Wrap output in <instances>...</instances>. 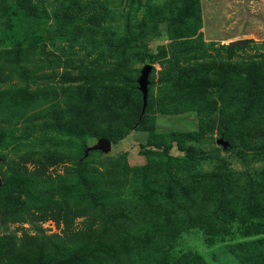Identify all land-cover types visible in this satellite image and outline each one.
<instances>
[{
	"label": "rangeland",
	"instance_id": "1",
	"mask_svg": "<svg viewBox=\"0 0 264 264\" xmlns=\"http://www.w3.org/2000/svg\"><path fill=\"white\" fill-rule=\"evenodd\" d=\"M0 90V264H264V0H0Z\"/></svg>",
	"mask_w": 264,
	"mask_h": 264
},
{
	"label": "trees",
	"instance_id": "2",
	"mask_svg": "<svg viewBox=\"0 0 264 264\" xmlns=\"http://www.w3.org/2000/svg\"><path fill=\"white\" fill-rule=\"evenodd\" d=\"M19 48L20 49H18V53H19L18 57H21L23 54H28V55L32 56L33 55V52L35 50L34 47H30L29 49H23L22 47H19ZM174 48L175 47H172V49H171L172 52H176L177 51V50L176 51L173 50ZM183 48L186 49V54H188V53H191V54H194V55L197 54L196 51L193 50V49H191V48H188V47H183ZM205 48H208V47H205ZM230 48L231 49H234L233 47H229V49ZM176 54H179V52L174 53L173 55H171L170 56V61L177 60ZM30 56H25L26 57V59H25V66L23 67V68H25V70L22 71L23 68L20 67L21 68V71H22V75L21 76H22V78H24V82H25V88H23V89L19 88V89H13L12 90L13 93H17L19 96L31 97L33 95V93L35 92L34 89L32 88V84L34 82L35 74H34L33 66L31 67V65H32V59L30 58ZM126 59L128 61H132L133 60L132 59V56H129ZM203 65L204 64H202V65L200 64V66H203ZM29 66H30V68H29ZM205 66L207 68V71H206V73L204 75H208V73H209V68L208 67L210 66L209 62L205 61ZM195 68H198V67H195ZM195 68H193V65L190 66L186 70V73L184 74V76L187 77V78H193L192 81H191V83H190L192 87H197V84H198V82H197L198 78L196 77L198 75V73L196 72V69ZM231 69L233 70L232 72L237 73V74L239 73V75H240L244 71L245 68H242V64L241 63H237V62H232L231 63L230 62L226 70H231ZM177 75H179V72L178 71H177V73L176 72L172 73L171 80H174ZM201 76H203V75H201ZM199 84H200L199 86H202L201 83H199ZM7 92H9V91L0 90V100L2 98H4V93H7ZM142 95H143V93H142ZM143 109H144V102H143ZM188 139L189 140H194L193 137L192 138L189 137ZM179 142H183V140H180ZM231 172H233V173H239L238 171H231ZM155 179H157V178H155ZM155 179H153V181ZM2 180H3L4 192H1V193L9 192V190H11V192H17L18 193L20 191H23L24 188H25V180L13 178V177L7 178L5 176V173L4 172H2ZM179 180H181V179L178 178L176 176V174H172L167 179H165V181H169V184L168 185H169L170 190H172L175 187H177V185H175V184L178 183ZM155 184L157 185V183L154 181L153 182V185H155ZM4 214L7 215V213H5V212H4ZM54 214H56V213H54ZM57 214H59V213H57ZM68 214L69 213H66L65 215H64V213L61 214L62 215V219H63L64 222H67V218L66 217L68 216ZM145 215H146V213H145ZM9 216H10V219L14 220L13 219L14 218V215H9ZM166 216H169V214H166ZM69 228L70 227L66 225V228H65L66 234H67L66 229H69ZM90 230H91V228H90ZM132 231L133 230H130V232H132ZM87 232H88L87 230L84 231V232L82 231V234L83 233L84 234H87ZM126 232H129V230L126 231ZM13 237L14 236L11 235V234H7L5 236V238L7 239V244H8L7 245V249H8L9 252L14 249V243L12 242L13 241L12 240Z\"/></svg>",
	"mask_w": 264,
	"mask_h": 264
},
{
	"label": "water",
	"instance_id": "3",
	"mask_svg": "<svg viewBox=\"0 0 264 264\" xmlns=\"http://www.w3.org/2000/svg\"><path fill=\"white\" fill-rule=\"evenodd\" d=\"M241 41H235L234 44L239 45L241 44ZM152 71V65L147 64L145 65L141 70V75L138 79L140 90L143 93V102H144V108L147 104L148 99V84H149V75Z\"/></svg>",
	"mask_w": 264,
	"mask_h": 264
}]
</instances>
